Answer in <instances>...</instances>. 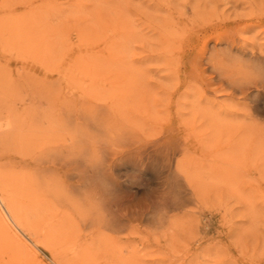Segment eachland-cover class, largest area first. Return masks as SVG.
I'll return each instance as SVG.
<instances>
[{
  "label": "rangeland",
  "instance_id": "374dc122",
  "mask_svg": "<svg viewBox=\"0 0 264 264\" xmlns=\"http://www.w3.org/2000/svg\"><path fill=\"white\" fill-rule=\"evenodd\" d=\"M13 99L0 264H264V0H0Z\"/></svg>",
  "mask_w": 264,
  "mask_h": 264
},
{
  "label": "bare ground",
  "instance_id": "6f19581e",
  "mask_svg": "<svg viewBox=\"0 0 264 264\" xmlns=\"http://www.w3.org/2000/svg\"><path fill=\"white\" fill-rule=\"evenodd\" d=\"M38 89V88H37ZM2 96V95H1ZM18 100V99H17ZM12 102H11V105H3V102L0 100V139H6V138H8V136L11 138V136H13V138H15V139H21V138H23L22 137V135L24 136V134H21L22 133V129H23V127L27 124V122H28V119H29V115H23V117H21V116H19L17 113H15V101H14V99L13 100H11ZM14 105V106H13ZM18 106V105H17ZM83 109H84V107H83ZM92 109V108H91ZM36 111V113L37 114H39V112H37V110H35ZM89 111V110H88ZM90 112V111H89ZM91 114V113H90ZM93 114V113H92ZM96 115V114H95ZM38 116V115H37ZM99 119V118H98ZM100 121V120H99ZM103 122V121H102ZM101 125L102 124H99V123H97L96 121H94L93 120V124H92V126L90 127V129H92V131L90 132H88V130H83V131H79V140H71V142H73V144L74 143H77V142H80L81 143V149H79L78 151H77V153L75 154L76 156L75 157H77L76 159H82L83 160V163L85 164V167H84V172H85V174H84V177L86 178V177H88L89 179H90V175H88V171H89V169L91 168V163L89 164V165H87L86 164V160L84 161V157H85V149H86V147H87V145H91L92 146V148H93V150L95 151L96 149H97V145H98V143H99V140H100V136H102V134L101 133H99V131H101ZM106 125H108V124H106ZM110 125V124H109ZM89 127V126H88ZM102 127H104L103 125H102ZM82 128H84V127H82ZM105 128V127H104ZM110 128V127H109ZM108 128V129H109ZM100 129V130H99ZM103 129V128H102ZM105 129H107V127L105 128ZM110 130H112V129H110ZM104 131H106V130H104ZM109 130H107V132H108ZM117 131V130H116ZM106 133V132H105ZM114 133H117V132H115L114 131ZM99 134H101V135H99ZM108 134H111V133H108ZM55 135V134H54ZM57 135H59L58 133H57ZM61 135V134H60ZM34 136V135H33ZM62 136V135H61ZM65 136V135H64ZM64 136H62L63 138H64ZM110 136V135H109ZM120 136V135H119ZM55 138H57L56 136H54ZM59 137V136H58ZM62 137H60L61 139H62ZM68 137V136H67ZM67 137L65 136V138L67 139ZM50 138V137H49ZM53 138V137H52ZM64 138V139H65ZM102 138H103V136H102ZM106 138V137H105ZM112 138V137H111ZM9 139V138H8ZM35 139V138H34ZM45 139V138H44ZM57 139H59V138H57ZM63 139V140H64ZM66 139H65V141H66ZM50 141H52V140H50ZM106 141V140H105ZM1 142H3V141H1ZM49 142V141H48ZM54 142V141H53ZM103 142V141H102ZM101 143V142H100ZM82 144H83V146H82ZM103 144V143H102ZM107 144V143H106ZM109 145V144H108ZM8 146V145H7ZM106 146V145H105ZM30 147V146H29ZM38 151V150H37ZM62 151H63V148H61V149H59V150H57V151H51V153H53V155H56V156H61L62 155ZM48 153V152H47ZM93 153V152H92ZM88 155H89V153H88ZM92 155V154H91ZM93 155H94V153H93ZM92 155V156H93ZM44 160V159H43ZM55 160H54V158H49L48 156H46L45 157V160H44V162L45 163H53ZM101 161V160H100ZM43 162V161H42ZM97 162H99V159L97 160L96 159V163ZM93 164V163H92ZM97 171V170H96ZM87 173V174H86ZM97 173V172H96ZM55 175V174H54ZM0 176H2V175H0ZM57 176H59V175H57ZM55 177V176H54ZM0 178H2V177H0ZM72 178V177H71ZM4 179V178H3ZM40 179V178H39ZM0 182H1V180H0ZM4 182V181H3ZM33 182V181H32ZM46 186V185H45ZM50 188V187H49ZM2 189V188H1ZM2 190H4V189H2ZM90 193L91 194H101V192L98 190V189H96V188H93L92 190L90 189ZM6 192V191H5ZM43 192V191H42ZM86 192H88V191H86ZM61 193V192H60ZM51 194V193H50ZM73 194V193H72ZM1 195V194H0ZM3 196V195H2ZM5 196V195H4ZM59 197V196H58ZM2 198V197H1ZM4 200V199H3ZM5 202V201H4ZM0 203H1V201H0ZM13 202H11L10 204H12ZM2 204V203H1ZM14 204V203H13ZM6 205V204H5ZM94 205V204H93ZM14 206H15V204H14ZM13 206V207H14ZM97 206V205H96ZM10 207V206H9ZM98 207V206H97ZM4 208H5V206H4ZM17 208V207H16ZM7 210V209H6ZM8 210H10V209H8ZM80 211V210H79ZM84 211H86V210H84ZM8 212V211H7ZM81 212V211H80ZM88 213V211L86 212V214ZM11 214H12V212H11ZM18 214H16V216H17ZM100 215V213H98V216ZM15 216V217H16ZM83 216H85V215H83ZM96 216V215H95ZM14 217V218H15ZM13 219V218H12ZM11 219V220H12ZM17 219H18V217H17ZM13 223H15L14 221H13ZM16 223H17V221H16ZM107 225V224H106ZM71 263V262H70ZM69 263V264H70Z\"/></svg>",
  "mask_w": 264,
  "mask_h": 264
}]
</instances>
